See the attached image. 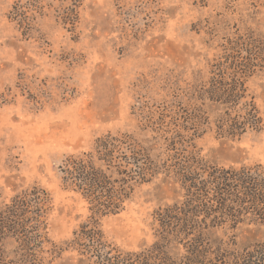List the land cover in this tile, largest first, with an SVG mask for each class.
Here are the masks:
<instances>
[{
	"label": "rangeland",
	"instance_id": "1",
	"mask_svg": "<svg viewBox=\"0 0 264 264\" xmlns=\"http://www.w3.org/2000/svg\"><path fill=\"white\" fill-rule=\"evenodd\" d=\"M247 29L264 36V0H0V207L33 185L48 193L47 236L64 248L50 264H86L68 242L91 213L62 185L64 160L107 133L150 136L141 130L149 112L187 104L189 86L209 79L227 38ZM246 84L263 128L221 135L204 106L210 122L190 148L210 162L264 168V71ZM178 194L161 178L143 183L98 228L120 248L138 249L153 239L154 211ZM227 233L246 244L264 238V224Z\"/></svg>",
	"mask_w": 264,
	"mask_h": 264
},
{
	"label": "trees",
	"instance_id": "2",
	"mask_svg": "<svg viewBox=\"0 0 264 264\" xmlns=\"http://www.w3.org/2000/svg\"><path fill=\"white\" fill-rule=\"evenodd\" d=\"M19 7L13 6L14 19ZM210 67L206 82L189 86L187 104L175 100L149 112L141 130L150 136L107 133L59 166L62 185L83 198L91 213L68 242L80 261L264 264V238L243 244L227 233L245 222L264 224V168L219 165L190 148L200 127L210 122L204 106L214 111L221 135L240 138L263 128L246 83L264 71V36L247 29L228 37ZM158 178L177 185L179 194L154 211L152 241L125 250L105 240L99 217L122 211L137 186ZM49 208L48 193L37 185L0 207V264H50L59 257L64 248L47 236ZM6 241L14 244L11 251L5 249Z\"/></svg>",
	"mask_w": 264,
	"mask_h": 264
}]
</instances>
